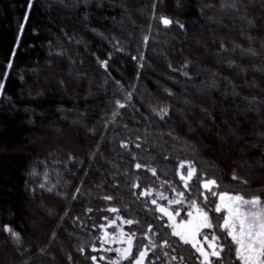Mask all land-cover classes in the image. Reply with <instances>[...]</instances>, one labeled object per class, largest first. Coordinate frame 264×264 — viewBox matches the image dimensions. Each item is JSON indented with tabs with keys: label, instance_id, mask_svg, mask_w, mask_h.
Instances as JSON below:
<instances>
[{
	"label": "trees",
	"instance_id": "16d2710c",
	"mask_svg": "<svg viewBox=\"0 0 264 264\" xmlns=\"http://www.w3.org/2000/svg\"><path fill=\"white\" fill-rule=\"evenodd\" d=\"M0 84V264H115L133 233L117 264H205L159 210L194 201L241 264L215 207L264 200V0H0Z\"/></svg>",
	"mask_w": 264,
	"mask_h": 264
},
{
	"label": "snow or ice",
	"instance_id": "6c2138e0",
	"mask_svg": "<svg viewBox=\"0 0 264 264\" xmlns=\"http://www.w3.org/2000/svg\"><path fill=\"white\" fill-rule=\"evenodd\" d=\"M25 19H27V16ZM162 22L166 26L172 23V21L167 18H162ZM2 87L3 85L0 84V88ZM120 107H123V105H120ZM162 111L166 114V110ZM136 167L140 168L141 165L137 164ZM181 167H184V165L181 164ZM194 173L195 169L190 167L187 176H181V179L185 181V187L188 186V180L192 179ZM213 185H215V181L209 180L204 183L203 186L205 189H209L210 186ZM49 191H51V189H49ZM180 195H183V193ZM220 200L221 203L216 204L215 211L221 213L223 210L227 214L223 216V224L220 225L217 223V227H222L223 230L227 232V236L231 238V241L235 245L237 260H239L241 264H264V202L258 197L245 199L238 195L232 197L220 195ZM153 203H155V201H153ZM193 207H196L195 201L193 202ZM109 210L112 212L117 211L116 209ZM161 211L164 210L161 209ZM197 212L198 222L195 225H193L191 221L181 222L179 225L173 224L172 235L179 237L184 244H190L205 257V264H210L208 261L209 254L206 253L202 247L198 246L199 241H197L196 237L200 234L201 229L212 228L213 225L207 212L199 209H197ZM191 215L192 213H189V216ZM168 216L169 220L174 221V217L171 214H168ZM125 223L131 225L133 221L127 220ZM4 231L10 232L16 240H19V235L8 226L4 227ZM121 235L125 234L121 233ZM133 236L134 233L128 236V247L122 251V256L124 258H127L132 252ZM217 240L218 237L215 234L212 235L210 242L208 241V237L205 236V241L208 242L209 248L212 249L211 255L219 259L220 253L223 251V246L218 245ZM81 251H83V249H81ZM145 255V252H140V258L135 260V264H142Z\"/></svg>",
	"mask_w": 264,
	"mask_h": 264
},
{
	"label": "rangeland",
	"instance_id": "374dc122",
	"mask_svg": "<svg viewBox=\"0 0 264 264\" xmlns=\"http://www.w3.org/2000/svg\"><path fill=\"white\" fill-rule=\"evenodd\" d=\"M221 195H224L225 197L237 196V195H231V194H221ZM238 196H239V195H238ZM244 198H245V197H244ZM245 199H252V198H245ZM261 201L264 202V200H261ZM225 202H227V201H225ZM219 203H221L220 196H219V199H218V204H219ZM161 209H163L164 211H161ZM197 209H198L197 207H192V208L190 209V211L188 212L187 218H186L185 220L177 221V220H176V215H174L173 213L169 212L168 210H166V209H164V208H159L160 212H161V213L167 218L168 223H169V226H170L172 232H173V227H172L173 224L179 225V224H181V222L191 221L192 224L195 225V224L198 222V221H197V216H198ZM222 212L224 213V215L227 214V213H226L225 211H223V210H222ZM189 213H192V215L189 216ZM168 214H171V215L174 217V221H173V220H169V216H168ZM127 239H128V238H125V237L120 238V240H121V242H123V244H119V248H118V249L120 250V251H119V252H120V256H119V254H118L117 259L114 261L115 264H117L121 259L124 258V257L122 256V251H123V249H126V248L128 247ZM196 239H197V241H199V240H198V235H197ZM209 242H210V241H209ZM124 243H125V244H124ZM198 246H199V247H202L203 250H204L206 253L209 254V255H208V259H209V257L211 256L212 249L209 248V246H208V242H206V241H204V242L199 241ZM194 249H195V248H194ZM196 251H197V250H196ZM234 251H235V245H234ZM197 252H198V251H197ZM198 253H199V255H200L202 261L205 262V257L202 256L200 252H198ZM139 258H140V257L138 256L137 259H139ZM143 261H144V258H143V260H142V264H143ZM133 264H135V261H134Z\"/></svg>",
	"mask_w": 264,
	"mask_h": 264
}]
</instances>
